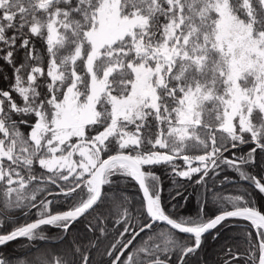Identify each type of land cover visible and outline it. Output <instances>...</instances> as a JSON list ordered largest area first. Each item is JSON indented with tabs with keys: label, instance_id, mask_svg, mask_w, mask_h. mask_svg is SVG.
<instances>
[{
	"label": "snow or ice",
	"instance_id": "obj_1",
	"mask_svg": "<svg viewBox=\"0 0 264 264\" xmlns=\"http://www.w3.org/2000/svg\"><path fill=\"white\" fill-rule=\"evenodd\" d=\"M0 78V264H264V0H0Z\"/></svg>",
	"mask_w": 264,
	"mask_h": 264
},
{
	"label": "trees",
	"instance_id": "obj_2",
	"mask_svg": "<svg viewBox=\"0 0 264 264\" xmlns=\"http://www.w3.org/2000/svg\"><path fill=\"white\" fill-rule=\"evenodd\" d=\"M34 43L36 45V50L42 53L44 51L42 42L40 40H36L34 41ZM4 75L10 78L12 76V70L10 68H7L4 71ZM5 86H7L5 81L3 80V78H0V87H5ZM251 171L255 173L259 171V169H252ZM227 174L236 181L237 185L248 186V182L240 180L239 173H236L234 170H228ZM126 185H127L128 194L130 196H135L138 199L140 193L137 187L135 186V183L126 182ZM232 188H233V185L228 184V185H224L223 188H218L217 191H220L222 195L239 194L238 192H233ZM189 190L191 191V188ZM249 190L252 191L251 188H249ZM166 195L167 193H165V196ZM252 195L254 197V203H256L257 206L264 205V194H260L257 191H252ZM196 206H197L196 202L193 201L192 206L186 210V214L188 215L194 214L196 210ZM209 207L211 208V205H209ZM35 218L36 217L34 215L29 213L28 222L34 220ZM18 219L21 223L25 221V217L22 215H19ZM233 223L236 224V227L230 228L228 230L227 234L230 236L238 234L243 228L246 227V223L243 221H234ZM43 231H44V234L49 238L47 241H38L35 244H33L31 247L28 246L26 241H15V242H11L7 246V248L4 249L3 251H5L7 254H9L12 257L23 258L29 255L36 254L37 248H40L41 250L46 249V248L51 249L60 243L59 236L61 235V233L59 229L49 228L45 226ZM220 248H221L220 242L214 241L209 238V240L207 241V243L204 245L203 249L199 253L198 259H205L206 264H216V262L219 259H221ZM248 259L249 257L247 255H244L243 258L241 259L240 264H244V261Z\"/></svg>",
	"mask_w": 264,
	"mask_h": 264
},
{
	"label": "water",
	"instance_id": "obj_3",
	"mask_svg": "<svg viewBox=\"0 0 264 264\" xmlns=\"http://www.w3.org/2000/svg\"><path fill=\"white\" fill-rule=\"evenodd\" d=\"M33 221V220H32ZM32 221H30V222H32Z\"/></svg>",
	"mask_w": 264,
	"mask_h": 264
}]
</instances>
